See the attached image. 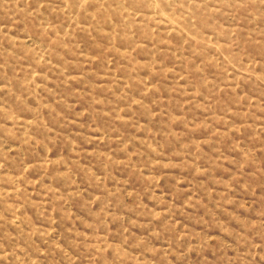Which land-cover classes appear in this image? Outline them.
Segmentation results:
<instances>
[{"label": "rangeland", "instance_id": "obj_1", "mask_svg": "<svg viewBox=\"0 0 264 264\" xmlns=\"http://www.w3.org/2000/svg\"><path fill=\"white\" fill-rule=\"evenodd\" d=\"M0 264H264V0H0Z\"/></svg>", "mask_w": 264, "mask_h": 264}]
</instances>
